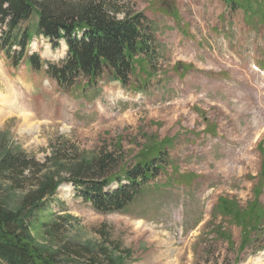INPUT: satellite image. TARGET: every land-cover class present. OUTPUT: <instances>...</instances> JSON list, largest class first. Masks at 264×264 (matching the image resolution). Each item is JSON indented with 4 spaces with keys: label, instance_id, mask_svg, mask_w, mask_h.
Here are the masks:
<instances>
[{
    "label": "rangeland",
    "instance_id": "1",
    "mask_svg": "<svg viewBox=\"0 0 264 264\" xmlns=\"http://www.w3.org/2000/svg\"><path fill=\"white\" fill-rule=\"evenodd\" d=\"M116 2L125 13L147 17L153 46L127 86L105 74L63 90L47 66L36 71L25 61L36 54L61 64L63 42L54 49L35 37L18 67L0 52V154L19 149L46 163L40 178L50 174L56 182L69 178L75 160L101 154H115V174L123 176L156 143H167L170 165L122 212H98L62 183L51 207L32 220L34 240L45 243L50 227L59 246L96 252L107 236L113 245L106 248L129 253L120 264H264V225L241 249L243 228L227 208L217 209L220 198L241 209L258 199L264 208V0ZM64 140L62 149L57 144ZM57 151L67 159H52ZM35 182L21 184L29 190ZM9 184L0 182V198L11 195L9 203L18 205L23 192Z\"/></svg>",
    "mask_w": 264,
    "mask_h": 264
},
{
    "label": "trees",
    "instance_id": "2",
    "mask_svg": "<svg viewBox=\"0 0 264 264\" xmlns=\"http://www.w3.org/2000/svg\"><path fill=\"white\" fill-rule=\"evenodd\" d=\"M119 14L124 17L120 19ZM147 21L143 14L123 12L116 0H0V52L12 67H18L35 37L49 40L54 49L65 42L67 56L61 64L42 62L36 54L25 61L36 71L47 66L46 74L62 89L74 87L81 79H86L87 85L94 84L105 74L127 86L139 57L152 56ZM14 49L20 50L18 56L13 54ZM62 142L57 145H62V149L68 146V140ZM166 144L156 143L144 160L123 169V176L115 174L118 165L115 154H101L88 162L77 159L73 164L78 166L61 182L54 181L50 174L40 178L46 163L28 158L19 149L4 148L0 154V182H10V191L24 194L18 205L9 203L10 193V197L0 198V264H61L65 259L83 258L87 264H120L129 253L118 245L106 248L105 244L113 245L107 236L98 250L94 248L96 252L88 245L74 251L67 243L59 246L57 234L49 227L45 232L46 242L41 244L32 236V220L37 221L39 213L45 214L51 207L50 200L62 183L72 184L79 196L98 212L124 211L152 181L166 173L170 165ZM61 156L57 151L51 158L67 159ZM32 178L36 182L25 190L21 183ZM255 194L260 197L261 191L256 190ZM231 201L220 198L217 209L223 213L227 208L226 213L243 228L242 249L249 243L250 233L263 228L264 208L258 199L242 209ZM253 247L256 246L251 245L248 250L253 251ZM242 262L238 260L235 264Z\"/></svg>",
    "mask_w": 264,
    "mask_h": 264
},
{
    "label": "bare ground",
    "instance_id": "3",
    "mask_svg": "<svg viewBox=\"0 0 264 264\" xmlns=\"http://www.w3.org/2000/svg\"><path fill=\"white\" fill-rule=\"evenodd\" d=\"M30 128V127H29Z\"/></svg>",
    "mask_w": 264,
    "mask_h": 264
}]
</instances>
